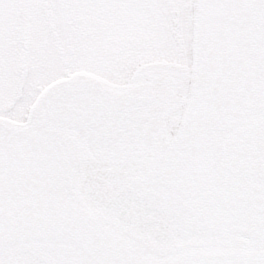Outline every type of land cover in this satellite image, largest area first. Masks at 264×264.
I'll use <instances>...</instances> for the list:
<instances>
[{"label":"snow or ice","instance_id":"snow-or-ice-1","mask_svg":"<svg viewBox=\"0 0 264 264\" xmlns=\"http://www.w3.org/2000/svg\"><path fill=\"white\" fill-rule=\"evenodd\" d=\"M0 264H264V0H0Z\"/></svg>","mask_w":264,"mask_h":264}]
</instances>
